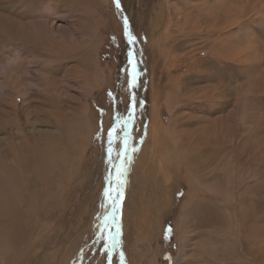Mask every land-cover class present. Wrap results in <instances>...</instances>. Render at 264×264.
I'll return each instance as SVG.
<instances>
[{
	"label": "rangeland",
	"instance_id": "obj_1",
	"mask_svg": "<svg viewBox=\"0 0 264 264\" xmlns=\"http://www.w3.org/2000/svg\"><path fill=\"white\" fill-rule=\"evenodd\" d=\"M120 5L0 2V264H264V0Z\"/></svg>",
	"mask_w": 264,
	"mask_h": 264
},
{
	"label": "snow or ice",
	"instance_id": "obj_2",
	"mask_svg": "<svg viewBox=\"0 0 264 264\" xmlns=\"http://www.w3.org/2000/svg\"><path fill=\"white\" fill-rule=\"evenodd\" d=\"M114 3L116 5V8L119 10L120 9V0H114ZM125 25H127V22L125 21ZM125 36L128 38V42L130 44L135 42V37L131 36V34L127 31V28L125 30ZM130 59H129V64L133 66V71L128 73V92H129V101H130V108H129V123L132 122V119L134 118V113L132 111V109L135 106L136 103V98L135 95L133 93V90L138 86L136 83V76H137V72L135 71V66L133 65V60H132V56L133 53H129ZM111 96V94H110ZM126 126V125H125ZM108 143H109V152H111V146H112V130L111 128L109 129L108 132ZM124 170L126 171V167L124 168ZM121 186L123 184V181L120 182ZM105 197H111L112 201H113V216H115L118 211H119V204L117 203V201H119L120 199H122V191L120 188H117L114 192L112 191L111 188H106L105 192H104ZM170 230V229H169ZM120 232H119V226L117 225L116 228V232L113 235V246H116L120 243V241L117 239V237H119ZM123 258V257H122Z\"/></svg>",
	"mask_w": 264,
	"mask_h": 264
},
{
	"label": "bare ground",
	"instance_id": "obj_3",
	"mask_svg": "<svg viewBox=\"0 0 264 264\" xmlns=\"http://www.w3.org/2000/svg\"><path fill=\"white\" fill-rule=\"evenodd\" d=\"M2 1H4V0H0V2H2ZM215 55H217L216 53H215ZM228 55V54H227ZM218 57V56H217ZM225 57H227V56H225ZM232 58V57H231ZM228 60V59H227ZM232 60V59H231ZM206 95V94H205ZM36 157V160H35V164H34V169H35V173L34 174H36L37 176H36V179L38 180V178H39V181L41 180V175H39V171H40V169H41V162H42V155L41 154H38L37 153V155L35 156ZM20 185V187H21V189L23 190V191H25V192H27V187L26 186H24V185H21V184H19ZM23 204L24 205H27L28 204V202L25 200V201H23ZM14 209L15 210H18L19 209V206H14ZM213 219V218H212ZM12 220V221H11ZM13 220H17L16 218H14V217H9L8 218V222H10V225L12 226V229H11V234H13V232L14 233H19V231H20V227H21V224H19V223H17V222H15V221H13ZM215 220H216V218H215ZM183 224V223H182ZM246 224V223H245ZM9 225V227L8 228H10L11 226ZM19 226V228H17ZM182 231V230H181ZM183 232V231H182ZM20 234V233H19ZM20 239H22L24 236L22 235V234H20ZM209 244H210V247H213L214 249L211 251V252H215V247H214V244L211 242H209ZM214 258V257H213Z\"/></svg>",
	"mask_w": 264,
	"mask_h": 264
}]
</instances>
